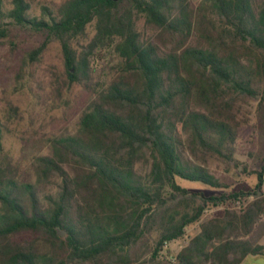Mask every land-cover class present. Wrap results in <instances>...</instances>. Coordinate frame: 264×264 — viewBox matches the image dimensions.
<instances>
[{
    "label": "trees",
    "instance_id": "1",
    "mask_svg": "<svg viewBox=\"0 0 264 264\" xmlns=\"http://www.w3.org/2000/svg\"><path fill=\"white\" fill-rule=\"evenodd\" d=\"M38 10L0 0L12 83L0 85V145L28 112L26 131L46 146L31 159L33 181L20 160L0 158V264H240L259 253L260 173L252 191L223 196L176 179L224 189L211 160L245 170L239 109L255 102L264 124V0H61ZM52 46L59 62L45 64ZM75 91L87 99L73 125L46 128ZM227 202L240 207L201 220ZM198 222L174 263L142 259Z\"/></svg>",
    "mask_w": 264,
    "mask_h": 264
},
{
    "label": "rangeland",
    "instance_id": "2",
    "mask_svg": "<svg viewBox=\"0 0 264 264\" xmlns=\"http://www.w3.org/2000/svg\"><path fill=\"white\" fill-rule=\"evenodd\" d=\"M28 1L32 3L35 12L39 13L38 8L40 4L49 5L52 2H59L61 0H28ZM190 1L193 4H197L201 0H190ZM26 38L27 36L23 34L22 37H20L18 40L20 43L21 42L25 43ZM44 62L45 64H50V62H56L58 64L59 62L58 49L55 46H52L50 48ZM8 65H9V58H8L7 48L1 47L0 48V85H2L3 83L9 84L6 86L9 89L10 84L12 83L10 79L6 80V78L8 77V69H7ZM14 99L18 104H20L23 108H25L26 99L23 95H18L17 99L16 98ZM71 99L73 103V107L71 109L66 110L64 113L62 112L54 113L53 119L45 116V118H47L45 121L46 128L50 127L47 126V124H51V126H53L54 128L57 126L71 127L73 125V122L75 121V118L77 117L80 108L83 106L84 102L86 101L87 96H85V94L81 93L80 91H75L71 96ZM255 108H256V103L255 102L250 103L248 106H243L242 108H240L238 114V118L241 119L242 121L246 120V122L242 123L239 129L240 144L238 147V154L235 155V157L238 160V162L244 166V169H245V164H244L245 161H247L253 156V151L251 150L252 137L254 132L256 131V126L258 123L255 114ZM28 114H29L28 112H25L24 114L26 121L28 120ZM26 121L20 122L19 125H14V129H16L14 132L5 134L0 145V158L2 157V155L8 154L13 158L20 160L23 164V169L20 175L25 180L33 181L34 176L30 166L31 159L34 158L36 155L45 153L46 146L41 142L38 143L34 142L31 133L26 131V127H25ZM39 123H43V121L41 120L35 121L34 128H36ZM239 167L236 168L235 166H232L229 163L223 164L216 160H211L208 164V168L213 175L215 173H218L222 175V177H225V175L228 176L231 175L229 174V171H231V173H234L236 170L242 169L241 166ZM243 172L244 171H240L239 173L243 174ZM243 178H244L243 176L238 177V180H241ZM229 181H231V179ZM176 183L180 185L182 188L188 190L189 192H201L205 196H223L236 192V191H229V188L225 183L224 184L226 185V188L224 189H214L199 182H191L178 178L176 179ZM250 199L252 198L250 197L247 199H243V203H245ZM227 206L239 208L240 204L239 203L231 204L227 202L224 205L210 208L207 211H205L201 220L208 219L211 217L221 216L224 208ZM199 224L200 222L186 227L184 231V235L181 238L166 244L164 250L160 251L158 254H156V256H153L151 250H149L143 255L142 259L149 258L148 261L149 263H152L154 261L156 262L168 261L174 263V257L179 253L180 250H182L188 244L189 240L198 233Z\"/></svg>",
    "mask_w": 264,
    "mask_h": 264
},
{
    "label": "crops",
    "instance_id": "3",
    "mask_svg": "<svg viewBox=\"0 0 264 264\" xmlns=\"http://www.w3.org/2000/svg\"><path fill=\"white\" fill-rule=\"evenodd\" d=\"M259 127L262 128L260 132ZM251 146L253 156L247 161H245V170L243 174L239 173L240 171H242V169H238L234 173H231V171H229V174H231L229 176L225 175V177H222V175L218 173H215L214 176L220 182L225 183L228 186L229 191L249 192L250 190H253L255 185L257 184L256 173H260L261 185L259 190L257 191L259 192L257 196H264V124L259 125V123H257L256 131L254 132L252 137ZM241 176H243L244 178L238 180V177ZM230 179L231 181H229ZM199 231L200 228L198 229V232ZM257 245L261 248V251L257 254H249L245 256V258L241 261L240 264H264V234L261 235L258 239Z\"/></svg>",
    "mask_w": 264,
    "mask_h": 264
},
{
    "label": "water",
    "instance_id": "4",
    "mask_svg": "<svg viewBox=\"0 0 264 264\" xmlns=\"http://www.w3.org/2000/svg\"><path fill=\"white\" fill-rule=\"evenodd\" d=\"M115 1H117V0H115ZM258 194H259V192H257V195H258ZM65 234H66V232H64V231H57V235H58L59 237H64Z\"/></svg>",
    "mask_w": 264,
    "mask_h": 264
}]
</instances>
